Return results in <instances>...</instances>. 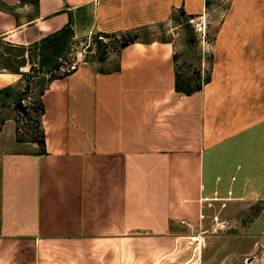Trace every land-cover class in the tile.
<instances>
[{"label":"crops","instance_id":"0c3cea01","mask_svg":"<svg viewBox=\"0 0 264 264\" xmlns=\"http://www.w3.org/2000/svg\"><path fill=\"white\" fill-rule=\"evenodd\" d=\"M180 9L206 0H0V37L76 36L77 17L139 34ZM209 66L182 94L174 41H135L47 83L43 151L6 120L0 264H264V0L228 1Z\"/></svg>","mask_w":264,"mask_h":264},{"label":"rangeland","instance_id":"374dc122","mask_svg":"<svg viewBox=\"0 0 264 264\" xmlns=\"http://www.w3.org/2000/svg\"><path fill=\"white\" fill-rule=\"evenodd\" d=\"M228 1L206 0V9L200 15L188 16L182 9L177 10L166 23L139 34H84L79 31L86 18L77 17L80 27L75 30L76 36L74 33L72 37L69 35L63 52L54 59L52 66L44 68L39 65L42 59L39 44L21 48L0 37V73L22 75L18 92L7 89L0 94V125L11 120L16 126L17 141L37 140L40 136V93L50 78L71 72L72 66L77 68L98 60L102 53H115L125 41L172 39L179 85L182 88L197 87L209 72L210 46Z\"/></svg>","mask_w":264,"mask_h":264},{"label":"trees","instance_id":"16d2710c","mask_svg":"<svg viewBox=\"0 0 264 264\" xmlns=\"http://www.w3.org/2000/svg\"><path fill=\"white\" fill-rule=\"evenodd\" d=\"M70 35V37H72V32L70 29H64L62 31H60L59 33H56L46 39H44L40 44V56H41V61L39 63L40 67L44 68V67H49L52 66V64L54 63V59L56 57H59V55L63 52V50L65 49V44H66V38ZM130 43H133L131 41L127 42H123L120 45V49L126 47L127 45H129ZM106 54L102 53V57H100L98 60H103L105 58ZM56 68H54L55 70ZM16 73V72H15ZM17 74V73H16ZM65 75V74H63ZM61 75V76H63ZM58 77H52L50 78V80L48 82H50L51 80H54ZM207 80V78H206ZM201 88V84L199 83V85L195 88H189V87H185L182 88L179 83H178V76L176 75V83H175V89L177 92H180L182 94L185 95H190L193 92H196L198 90H200ZM7 90V89H6ZM6 90L0 91V94L2 92H7ZM45 90V89H44ZM44 90L40 93V97L43 95ZM41 102V100H40ZM43 114V107L42 104L40 106V117ZM3 125V123H1L0 127ZM39 127H40V121H39ZM19 142V141H18ZM32 143H36L40 150L43 151V145H44V135L43 132L40 128V136L39 138L36 140H32Z\"/></svg>","mask_w":264,"mask_h":264},{"label":"built area","instance_id":"2783aa9c","mask_svg":"<svg viewBox=\"0 0 264 264\" xmlns=\"http://www.w3.org/2000/svg\"><path fill=\"white\" fill-rule=\"evenodd\" d=\"M76 69V67L75 66H72L71 68H70V71L72 72V71H74ZM22 69H20V71H21ZM68 73H69V71H68Z\"/></svg>","mask_w":264,"mask_h":264},{"label":"bare ground","instance_id":"6f19581e","mask_svg":"<svg viewBox=\"0 0 264 264\" xmlns=\"http://www.w3.org/2000/svg\"><path fill=\"white\" fill-rule=\"evenodd\" d=\"M191 240L198 241L199 239H198V236H197V237L192 238Z\"/></svg>","mask_w":264,"mask_h":264}]
</instances>
